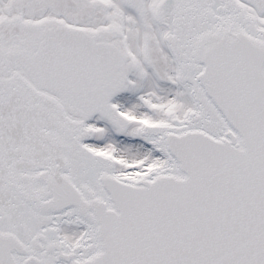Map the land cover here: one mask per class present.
Returning <instances> with one entry per match:
<instances>
[{"label": "snow or ice", "instance_id": "6c2138e0", "mask_svg": "<svg viewBox=\"0 0 264 264\" xmlns=\"http://www.w3.org/2000/svg\"><path fill=\"white\" fill-rule=\"evenodd\" d=\"M0 264H264V0H0Z\"/></svg>", "mask_w": 264, "mask_h": 264}]
</instances>
